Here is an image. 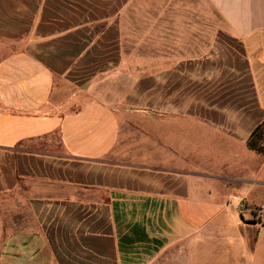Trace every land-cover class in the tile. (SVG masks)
I'll return each mask as SVG.
<instances>
[{
  "label": "crops",
  "instance_id": "obj_1",
  "mask_svg": "<svg viewBox=\"0 0 264 264\" xmlns=\"http://www.w3.org/2000/svg\"><path fill=\"white\" fill-rule=\"evenodd\" d=\"M262 123L264 0H0V264H256Z\"/></svg>",
  "mask_w": 264,
  "mask_h": 264
},
{
  "label": "rangeland",
  "instance_id": "obj_2",
  "mask_svg": "<svg viewBox=\"0 0 264 264\" xmlns=\"http://www.w3.org/2000/svg\"><path fill=\"white\" fill-rule=\"evenodd\" d=\"M96 89H97V85H94L88 92H86V94H83L80 92V95L83 97L82 98L80 96L81 100H88V99L94 98ZM72 94L73 92L71 90L64 92V96L66 99L69 98ZM218 189L220 192L224 191V188L221 186ZM245 192L247 193L248 201L250 200L252 202L253 201L260 202V203L262 202L264 205V185L262 184L251 185V188H246ZM225 205L226 204L224 203L221 204V206H225ZM242 210L245 211L246 222L248 223H254V222H259V221L264 222V212L259 208V206L251 204L250 202H246L242 204ZM26 221L28 223L27 225L30 224L34 226V222L31 221L30 219H26ZM257 229L258 228L256 226H250L248 228H240V230H237V232L238 234H240L242 240L246 239L247 242H250L251 244L252 240L257 234L256 233ZM260 239H262V242L264 243V232H263V235H261ZM255 258H256L255 259L256 264H258V262L259 264H264V246L261 249V251L257 253ZM200 260H202V258ZM204 260L206 261L205 264L206 263L212 264V262H209L206 260V257L204 258Z\"/></svg>",
  "mask_w": 264,
  "mask_h": 264
},
{
  "label": "trees",
  "instance_id": "obj_3",
  "mask_svg": "<svg viewBox=\"0 0 264 264\" xmlns=\"http://www.w3.org/2000/svg\"><path fill=\"white\" fill-rule=\"evenodd\" d=\"M248 146L250 149L264 155V123L254 130L248 142Z\"/></svg>",
  "mask_w": 264,
  "mask_h": 264
}]
</instances>
